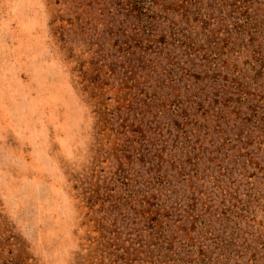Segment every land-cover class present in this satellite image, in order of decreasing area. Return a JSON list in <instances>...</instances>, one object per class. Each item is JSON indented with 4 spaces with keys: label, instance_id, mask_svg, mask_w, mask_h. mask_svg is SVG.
I'll return each instance as SVG.
<instances>
[{
    "label": "rangeland",
    "instance_id": "374dc122",
    "mask_svg": "<svg viewBox=\"0 0 264 264\" xmlns=\"http://www.w3.org/2000/svg\"><path fill=\"white\" fill-rule=\"evenodd\" d=\"M0 264H264V0H0Z\"/></svg>",
    "mask_w": 264,
    "mask_h": 264
}]
</instances>
